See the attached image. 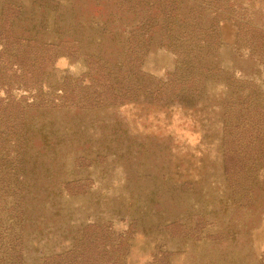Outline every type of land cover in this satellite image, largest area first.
Wrapping results in <instances>:
<instances>
[{
  "label": "rangeland",
  "instance_id": "rangeland-1",
  "mask_svg": "<svg viewBox=\"0 0 264 264\" xmlns=\"http://www.w3.org/2000/svg\"><path fill=\"white\" fill-rule=\"evenodd\" d=\"M232 2L264 25V0ZM4 5L17 15L0 17V24L13 42L31 47L15 43L3 52L0 45V156L8 157L0 163V197H17L22 179L31 193L39 180L63 185L44 194L33 216L34 252L57 254L95 238L91 257L103 250L110 263L264 264V110L244 136L241 168L250 176L237 180L227 175L217 110L224 84L253 91L264 109V51L249 58V43L238 41L234 24L219 22L214 56L223 72L199 99L52 114L33 102L40 86L43 94L47 87L73 88L87 73L83 59L62 54L56 43L81 38L90 2L0 0V15ZM39 39L55 43L43 51L50 65L41 75L33 42ZM174 61L156 47L141 70L160 79ZM14 156L22 164L11 163Z\"/></svg>",
  "mask_w": 264,
  "mask_h": 264
},
{
  "label": "trees",
  "instance_id": "trees-1",
  "mask_svg": "<svg viewBox=\"0 0 264 264\" xmlns=\"http://www.w3.org/2000/svg\"><path fill=\"white\" fill-rule=\"evenodd\" d=\"M85 19L82 21L81 38L70 42L59 40L61 53L83 59L87 73L73 88L64 85L55 89L47 87L43 94L38 89L39 110L52 114L94 109L137 101L156 105L188 104L199 99L208 86L223 72L215 62V52L220 44L219 22H232L238 41L249 43L248 57L264 51V25L255 14L248 16L232 0H88ZM10 6L4 5L0 15L15 17ZM11 29L0 24L2 51L19 44L25 51L30 42L10 39ZM37 46L40 75L49 67V48L55 43L33 40ZM74 44L75 46H72ZM163 48L175 57V66L160 79H153L141 70L145 56L153 48ZM0 101H3L0 99ZM253 91L240 90L233 85L223 86L220 113L223 157L227 175L237 180L245 163L244 136L248 135L251 122L262 113L263 106ZM43 153V151H42ZM45 155V154H44ZM8 157L0 156V163ZM11 163H21L19 157L9 158ZM22 164V163H21ZM1 176V172H0ZM51 183V182H50ZM38 181L36 191L30 192L27 181L16 185L18 196L11 200L0 197V264H120L103 259V250L96 253L85 244L71 246L60 253L34 252L31 230L37 224L33 216L41 206L44 194L59 192L63 185ZM77 189V188H75ZM78 189H80L78 187ZM1 191V190H0ZM74 195L72 190H65ZM40 224V223H38ZM110 250L114 247L110 246ZM116 251V250H115ZM114 251V252H115ZM108 253V251H106Z\"/></svg>",
  "mask_w": 264,
  "mask_h": 264
}]
</instances>
